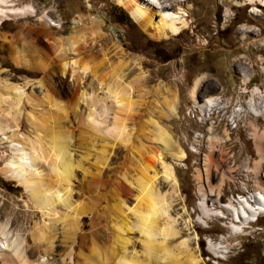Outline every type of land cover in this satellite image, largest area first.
<instances>
[{
  "label": "rangeland",
  "instance_id": "obj_1",
  "mask_svg": "<svg viewBox=\"0 0 264 264\" xmlns=\"http://www.w3.org/2000/svg\"><path fill=\"white\" fill-rule=\"evenodd\" d=\"M141 1L157 11L158 1L173 4L169 12L181 10L186 14L187 25L176 35L169 33L157 39L118 0H8L10 9L21 12L0 20V78L19 84L25 79L31 81L22 88V100L17 107L14 96L6 94L3 99L0 92V122L8 125L0 129V223L7 224L11 239L23 241L22 249L35 264L84 263L74 254L75 250L71 255L72 248L62 244L61 229L53 253L45 254L43 248L37 249L33 230L47 216L32 202L25 187L6 175V169L9 160L17 156L13 146L17 136L20 140L49 142L51 134L62 135L59 127L62 123L58 124L62 120L60 107L56 104H79L78 117L69 114L73 158L96 172L95 161L106 144L109 153L108 168L104 169L106 178L119 173L125 153L120 142L115 143L119 130L112 127L117 105L97 91L98 82L92 72L99 78H107L115 63L126 59L129 63L122 71L123 84L131 85L127 89L134 113L143 120H153L142 142L154 141L162 146L154 126L157 121L171 130L186 151L183 159L165 153L166 162L176 176V185L164 179L162 169L158 174V183L167 197L170 220L178 232L169 238L168 245L179 259L167 264H264V208L262 215L240 229L233 227L235 214L226 208L231 202L242 207L255 195L264 197V0L255 3L251 0ZM120 8L128 20L119 14ZM91 13L106 16L113 30L94 41L99 26L89 23L91 27L82 28L83 50L78 63L86 62L89 70L80 69L81 78L77 79L73 68L63 72L64 61L56 55V50L64 43L69 20L74 16L89 18ZM45 30L53 33L52 40L44 35ZM32 43L46 47L54 58L31 49ZM14 56L34 59L38 68L19 66ZM79 84L88 92L84 101L76 97ZM1 88L4 87L0 80ZM174 94L179 104L175 115L167 106ZM207 97L214 98V103L203 110L200 103ZM88 104L95 111L91 117ZM9 111L17 112V120L9 121ZM95 124L102 127L105 137ZM128 126L135 127V123L129 121ZM27 166L31 170L35 168L32 160H28ZM42 173L52 178L50 171ZM86 174L79 168L74 171L72 196L87 212L83 213L87 215L81 222L82 232L90 234L97 194H104L106 229L95 227L100 229L96 244L103 254L111 244V216L117 215L110 209V204H114L118 210L116 191L110 184L105 185V190L91 189L90 174ZM139 176L135 166L127 168L128 181H136ZM51 182L56 184L54 179ZM127 184L136 193L135 184ZM126 200L128 205H133L132 197ZM57 210L59 214L67 211L63 206ZM123 234L130 238L129 251L134 243L137 250L141 248L135 229ZM91 243L92 240L85 245L87 255L91 254ZM4 258L5 252L0 249V264H12Z\"/></svg>",
  "mask_w": 264,
  "mask_h": 264
},
{
  "label": "bare ground",
  "instance_id": "obj_2",
  "mask_svg": "<svg viewBox=\"0 0 264 264\" xmlns=\"http://www.w3.org/2000/svg\"><path fill=\"white\" fill-rule=\"evenodd\" d=\"M118 1L149 35L157 39L167 37L169 33L176 35L187 25L186 14L181 12V10L174 13L169 12L170 6H173V4L164 5L163 2L158 1L160 9L157 11L155 8L142 3L141 0ZM257 1L259 0H251L252 3ZM7 4L8 0H0V20L10 14L21 12L20 9H10V6ZM3 5L4 7H2ZM158 12L159 18L156 16ZM69 22L70 24L67 25L65 30L64 43H61L57 47L56 55L64 61L63 72L73 68V73H76L78 77L80 69L82 72L89 70L86 62L78 63V56L82 54L83 50L81 44L84 41V37L81 34L82 28L89 27L90 24L99 26L100 29H96L95 32L98 35L94 39L96 41L97 38H101L104 34L110 35L113 27L108 22L106 16L101 13H91L89 18L74 16ZM43 25L47 27V23H43ZM44 35L51 40L54 38L51 31L45 30ZM31 49L37 53L40 52L46 56L48 55L50 59L53 57L51 52L40 44L32 43ZM14 60L17 65L27 68L36 69L39 65L34 59L30 60L27 57L19 58V56H14ZM128 63L129 61L126 59L118 60L107 78H99L95 74V71L92 72L93 77L98 82L97 91L99 90L107 95L117 105V109L114 111L115 118L113 119L112 127L119 130L117 131L119 138L115 140V143L120 142L119 145L125 153V162L122 170L114 174L113 178L112 176L106 178L104 171L106 167L108 168L107 159L109 157L106 144L100 149V156L95 161L96 172H92L84 167L80 162L81 160H76L72 156L70 149H72L73 143V128L70 127L72 125H68V123H71L69 114L77 118L79 115V104H68L67 106L56 104L60 107L59 113H61L60 119L62 120L58 121V124L62 123L59 125L62 135L59 133L51 134L49 142L28 138L26 140L21 139V141L20 138L18 139L19 136L16 139L14 138L16 142L14 141L13 146L17 149L18 153L17 156L9 160L6 175L23 185L30 194L32 202L47 216L43 223L36 224L33 230L35 246L37 249L43 248L45 254L54 252L59 235L58 230L61 229V235L63 236L61 239L62 244L72 248L70 251L71 255L75 250L74 254L83 259V264H95L92 259L96 260V264H167L168 262H177L179 259L174 248L168 245L169 238L174 237L178 232L170 220L167 197L158 183V174L161 173L162 169L164 179L172 180L176 185V176L171 165L166 162L165 153L170 154L175 159H183L186 156V151L174 137L171 130L165 124L157 121H154L155 124H153L156 127V133H158L157 139L162 141V146L156 145L154 141H151L152 143L150 142L149 144L142 142L143 137L146 136V129L153 120L151 118L143 120L134 113L133 100L127 89L131 85L123 84L124 75L122 71ZM79 77L81 78V76ZM0 80L5 88L0 89L1 97L4 99L6 94L14 96L17 101L15 107H17L20 100H22V88L28 85L31 79L30 81L29 79H25L23 84L9 83L5 78H0ZM39 84H41V81ZM84 87L80 85L77 89L76 97H78L79 101H84L88 98V92ZM196 90L197 87L194 89V96ZM176 96L174 94L167 104L169 110L174 115L177 114V107L179 105L177 104L178 98ZM213 101L214 98L207 97L200 103L201 109L208 110L214 103ZM92 106L90 105V117L95 114ZM7 113H9V117L11 116V120L9 121L17 120V112L15 114L10 111ZM129 121H133L135 127H129ZM32 122L35 123V121ZM6 126L8 125L0 122V129ZM95 128L101 130L103 137H105L106 133L102 127L95 124ZM135 131L136 135L134 134ZM28 160L34 162V169H29L27 166ZM130 166H135V169L139 171L140 176L136 181H128L126 178L127 168ZM76 168L81 169L84 174H90L88 186L91 189L96 191L100 189L101 191L105 185L110 184L113 186L114 191H116L118 210L114 209V204H110V209L111 211H116L117 215L116 217L111 216L112 224L110 225L111 227L109 226L112 231L111 244L103 254L100 250L101 248L96 244V239L100 235V229L95 227L101 226L106 229V224H103L105 205L102 203V199L105 197L102 193L97 194L96 210L91 221V233L82 232L83 224L81 222L87 214H83L86 211L83 210V207L72 196L73 188L71 180L74 178ZM47 170L52 173V178L50 179L46 178L47 175L45 176L42 173ZM53 179L56 181V184L51 182ZM127 182L130 185L135 184L136 193L132 192ZM128 197L134 199L133 205H128L126 200ZM59 206L67 209L65 214L58 213L57 207ZM226 208L235 214L233 227L240 229L254 221L257 216L262 215L261 210L264 208V197L255 195L247 199L242 207H235L234 203L231 202ZM133 217L134 220L131 219ZM131 229H135L139 233L141 241V248L139 250L136 247L137 243H134L129 251L128 243H130V238L125 236L123 232H129ZM0 234L2 236L0 249L5 252L4 259L6 262L11 261L12 264H35L31 255L22 249L23 241L10 238L7 224L0 223ZM91 240V254L87 255L84 250L85 245ZM193 259L195 258H191L192 262Z\"/></svg>",
  "mask_w": 264,
  "mask_h": 264
},
{
  "label": "trees",
  "instance_id": "obj_3",
  "mask_svg": "<svg viewBox=\"0 0 264 264\" xmlns=\"http://www.w3.org/2000/svg\"><path fill=\"white\" fill-rule=\"evenodd\" d=\"M119 14H120V15H123V16L125 17L126 20L129 19V18L127 17L126 12H125L123 9H121V8H120V10H119Z\"/></svg>",
  "mask_w": 264,
  "mask_h": 264
}]
</instances>
